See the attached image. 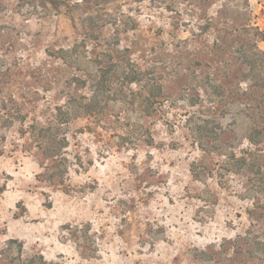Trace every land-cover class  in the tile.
I'll return each mask as SVG.
<instances>
[{
  "label": "rangeland",
  "instance_id": "obj_1",
  "mask_svg": "<svg viewBox=\"0 0 264 264\" xmlns=\"http://www.w3.org/2000/svg\"><path fill=\"white\" fill-rule=\"evenodd\" d=\"M41 1L0 0V264H264V0Z\"/></svg>",
  "mask_w": 264,
  "mask_h": 264
},
{
  "label": "trees",
  "instance_id": "obj_2",
  "mask_svg": "<svg viewBox=\"0 0 264 264\" xmlns=\"http://www.w3.org/2000/svg\"><path fill=\"white\" fill-rule=\"evenodd\" d=\"M83 3H86L87 5L91 6H99L101 4H105L108 2V0H81ZM44 6H47L48 4H51L53 7H58L60 4H66L68 0H42L41 1ZM54 138V137H53ZM66 142L65 137H59L55 139H52L51 141H46L48 143V146L46 145L44 147V154L47 157H58L61 153L62 146H65L64 141ZM59 160V159H58ZM59 168V165L54 164L52 168Z\"/></svg>",
  "mask_w": 264,
  "mask_h": 264
}]
</instances>
